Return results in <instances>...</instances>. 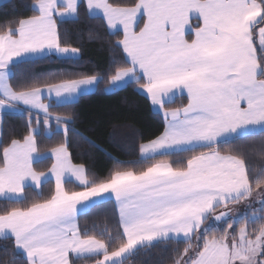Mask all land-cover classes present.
<instances>
[{"label":"snow or ice","instance_id":"6c2138e0","mask_svg":"<svg viewBox=\"0 0 264 264\" xmlns=\"http://www.w3.org/2000/svg\"><path fill=\"white\" fill-rule=\"evenodd\" d=\"M69 20L118 54L107 68L37 72L84 61ZM101 84L126 85L155 131L53 111ZM122 142L141 166L99 173L80 152ZM152 249L155 264H264V0H19L0 16V264H132Z\"/></svg>","mask_w":264,"mask_h":264},{"label":"trees","instance_id":"16d2710c","mask_svg":"<svg viewBox=\"0 0 264 264\" xmlns=\"http://www.w3.org/2000/svg\"><path fill=\"white\" fill-rule=\"evenodd\" d=\"M19 0H6L0 5V16L4 13H12L13 5H18ZM18 12H22V9H17ZM87 24H96L95 20L87 21ZM70 32L73 41H77L82 38L84 41L85 59L81 63H73L72 61H61L57 59H49L42 62L37 66V72L47 74V72H65L71 70H79L86 74H95L94 70L107 68L113 59L114 54L101 42H90L87 39V33L82 32L81 29L85 27L84 24H78L73 21H67L65 25ZM115 39V37H112ZM104 84H101L97 91L93 94L85 95L80 98L78 103L65 105L62 107H53L54 112L64 113L70 111L73 107L80 114L81 119L86 122V126H93L97 120L107 123L110 119L120 117H134L137 121L138 127H143L145 135H150L155 131V121L153 117L155 112L151 114L143 107L133 110L135 102L139 101V97L133 96L131 92H126L123 89L114 93H105ZM127 87V86H126ZM128 97V102L125 103L124 97ZM180 103L179 100L176 102ZM6 122L11 125H21L23 123V114L9 113L4 115ZM110 131V128L105 129ZM56 139L55 136H45L41 138V148L51 144ZM106 139V137H102ZM110 155H106L104 152L97 151L90 148L88 145H83L80 152L83 154L82 158L87 160L95 170L99 173H106L109 169L116 166V162L120 161L130 167H139L143 164V161L139 158V154L136 150V145L132 142H122L118 146L105 145ZM48 161H44L38 164V167L45 168L48 166ZM94 213L85 215L81 214V226L84 227L90 223ZM160 259V250L152 249L149 252H140L136 256L132 257V264H155Z\"/></svg>","mask_w":264,"mask_h":264},{"label":"crops","instance_id":"0c3cea01","mask_svg":"<svg viewBox=\"0 0 264 264\" xmlns=\"http://www.w3.org/2000/svg\"><path fill=\"white\" fill-rule=\"evenodd\" d=\"M5 1H6V0H0V5L3 4ZM1 2H3V3H1ZM69 21H71V20H69ZM124 87H126V85H125V86H122V87L119 88V89L114 90V92H116V91H118V90H121V89H123ZM96 91H97V88L92 89L91 92H88V93H82V94H81V97H82V96H85V95L93 94V93H95ZM114 92H109L108 94H110V93H114ZM81 97H80V98H81ZM80 98H79V100H80ZM79 100H78V101H79ZM70 104H72V103H70V102H57V103H55V104L53 105V107H54V106H56V107H62V106H65V105H70ZM12 113H13V114H22V113H19V112H12ZM6 114H9V113L7 112V110L4 111L3 116L6 115ZM43 162H44V161H43ZM40 163H42V162H40V161L37 162V164H40ZM82 214H83V213H82Z\"/></svg>","mask_w":264,"mask_h":264},{"label":"rangeland","instance_id":"374dc122","mask_svg":"<svg viewBox=\"0 0 264 264\" xmlns=\"http://www.w3.org/2000/svg\"><path fill=\"white\" fill-rule=\"evenodd\" d=\"M1 3H3V2H1Z\"/></svg>","mask_w":264,"mask_h":264}]
</instances>
